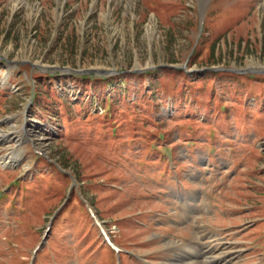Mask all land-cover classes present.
<instances>
[{"label":"rangeland","instance_id":"rangeland-1","mask_svg":"<svg viewBox=\"0 0 264 264\" xmlns=\"http://www.w3.org/2000/svg\"><path fill=\"white\" fill-rule=\"evenodd\" d=\"M213 145L210 186L191 181ZM202 185L205 235L183 214ZM78 197L122 264H179L199 235L264 264V0H0V264L52 218L34 264H117Z\"/></svg>","mask_w":264,"mask_h":264},{"label":"bare ground","instance_id":"bare-ground-1","mask_svg":"<svg viewBox=\"0 0 264 264\" xmlns=\"http://www.w3.org/2000/svg\"><path fill=\"white\" fill-rule=\"evenodd\" d=\"M3 159H4V162L6 163L7 158H3ZM199 199L202 200L201 201V202H203L202 205H200V204L197 205V203H195L199 200L194 201V202L192 201V205H189V208L193 207V208H196V210H198V209H200V206H201L200 210L209 211V208L205 206V197L202 199V196H201ZM186 208H187V206H184L185 210H186ZM198 213H199V210H198ZM202 230L204 231V228ZM199 245H201V243H199V242H192L189 244H184V248L182 249V252H183L182 256H181L182 258H180L181 261L179 264H230L231 261L234 264L232 256L227 261V259H226L228 257L227 255H224V256L216 255V253H217L216 250L218 251L217 248H207L209 246L207 244H204V241H203L202 247H200ZM224 259H226V260H224Z\"/></svg>","mask_w":264,"mask_h":264},{"label":"trees","instance_id":"trees-1","mask_svg":"<svg viewBox=\"0 0 264 264\" xmlns=\"http://www.w3.org/2000/svg\"><path fill=\"white\" fill-rule=\"evenodd\" d=\"M68 179H69V177L68 176H66ZM78 203H79V207L77 206V210H79L81 213H83V214H85L86 216H88V218L91 220V222H92V224H93V221H92V219H91V217L89 216V214H88V212H87V210H86V208H85V206H84V204H83V202L81 201V199L78 197ZM71 205V204H70ZM70 205H68V206H70ZM70 212H73V211H71L70 209H68ZM80 212H78V213H80ZM80 213V214H81ZM63 214V213H62ZM62 216V215H61Z\"/></svg>","mask_w":264,"mask_h":264},{"label":"water","instance_id":"water-1","mask_svg":"<svg viewBox=\"0 0 264 264\" xmlns=\"http://www.w3.org/2000/svg\"><path fill=\"white\" fill-rule=\"evenodd\" d=\"M77 71H82V70H77Z\"/></svg>","mask_w":264,"mask_h":264}]
</instances>
